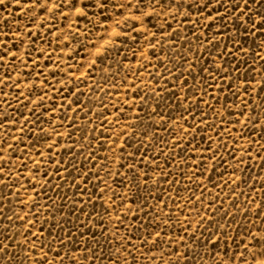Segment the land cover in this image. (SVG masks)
Here are the masks:
<instances>
[{
  "label": "rangeland",
  "instance_id": "1",
  "mask_svg": "<svg viewBox=\"0 0 264 264\" xmlns=\"http://www.w3.org/2000/svg\"><path fill=\"white\" fill-rule=\"evenodd\" d=\"M262 18L3 0L0 264H262Z\"/></svg>",
  "mask_w": 264,
  "mask_h": 264
},
{
  "label": "snow or ice",
  "instance_id": "2",
  "mask_svg": "<svg viewBox=\"0 0 264 264\" xmlns=\"http://www.w3.org/2000/svg\"><path fill=\"white\" fill-rule=\"evenodd\" d=\"M0 3H3V0H0ZM261 23L264 24V18H262ZM253 27H256V25L254 24ZM262 264H264V261H262Z\"/></svg>",
  "mask_w": 264,
  "mask_h": 264
}]
</instances>
